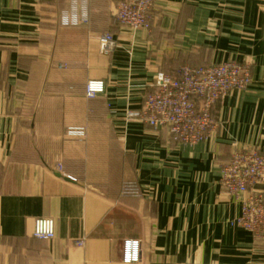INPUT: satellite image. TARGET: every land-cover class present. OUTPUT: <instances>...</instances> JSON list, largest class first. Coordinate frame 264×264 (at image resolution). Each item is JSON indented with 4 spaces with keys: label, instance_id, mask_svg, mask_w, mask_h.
I'll return each instance as SVG.
<instances>
[{
    "label": "crops",
    "instance_id": "obj_1",
    "mask_svg": "<svg viewBox=\"0 0 264 264\" xmlns=\"http://www.w3.org/2000/svg\"><path fill=\"white\" fill-rule=\"evenodd\" d=\"M116 4L0 0V264H264L262 241L237 223L245 196L220 183L235 149L264 154V0H155L136 30ZM103 33L117 41L108 53ZM226 61L246 64L251 83L217 101L203 140L138 119L158 71ZM90 79L105 84L93 98ZM248 193L264 197V182ZM38 217L54 220L53 239L32 236ZM126 240L137 261H123Z\"/></svg>",
    "mask_w": 264,
    "mask_h": 264
},
{
    "label": "built area",
    "instance_id": "obj_2",
    "mask_svg": "<svg viewBox=\"0 0 264 264\" xmlns=\"http://www.w3.org/2000/svg\"><path fill=\"white\" fill-rule=\"evenodd\" d=\"M155 0H117L116 20L131 29L148 27L149 13ZM86 12L83 13V17ZM60 24L76 25L77 16L61 13ZM98 50L108 53L117 47L110 33L98 36ZM251 83L250 69L246 64L226 61L213 65H181L174 74L158 71L143 98L137 117L153 130L167 127L183 143H195L205 138L217 121L212 109L217 101L233 90H241ZM105 90L100 79L85 84V96L93 98ZM69 133L83 134L84 129H71ZM264 182V154L257 149H235L220 168V183L235 198L244 195L242 211L237 223L249 231L254 239L262 241L264 252V197L248 193L257 183ZM129 194L136 195V191ZM32 236L41 240L55 237V222L50 217H38L33 222ZM82 245V241H77ZM139 243L126 240L123 244V261L139 259Z\"/></svg>",
    "mask_w": 264,
    "mask_h": 264
},
{
    "label": "rangeland",
    "instance_id": "obj_3",
    "mask_svg": "<svg viewBox=\"0 0 264 264\" xmlns=\"http://www.w3.org/2000/svg\"><path fill=\"white\" fill-rule=\"evenodd\" d=\"M71 129H74V128L70 127L69 130L71 131ZM83 129H84V128H83ZM68 132H69V131H68ZM69 134H70V133H69ZM78 135L81 136V134H78ZM82 135H84V133H83ZM120 190H121V192H123L124 194H127L128 192L133 191V190L136 191L134 185H132L131 183H125V182L122 184V187L120 188Z\"/></svg>",
    "mask_w": 264,
    "mask_h": 264
},
{
    "label": "trees",
    "instance_id": "obj_4",
    "mask_svg": "<svg viewBox=\"0 0 264 264\" xmlns=\"http://www.w3.org/2000/svg\"><path fill=\"white\" fill-rule=\"evenodd\" d=\"M137 193V192H136ZM127 195H133V194H129V193H127ZM41 240V239H40ZM44 241H46V240H44Z\"/></svg>",
    "mask_w": 264,
    "mask_h": 264
},
{
    "label": "water",
    "instance_id": "obj_5",
    "mask_svg": "<svg viewBox=\"0 0 264 264\" xmlns=\"http://www.w3.org/2000/svg\"><path fill=\"white\" fill-rule=\"evenodd\" d=\"M67 179H70V177H67Z\"/></svg>",
    "mask_w": 264,
    "mask_h": 264
}]
</instances>
